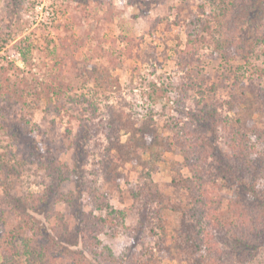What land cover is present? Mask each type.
Returning a JSON list of instances; mask_svg holds the SVG:
<instances>
[{
	"label": "rangeland",
	"instance_id": "374dc122",
	"mask_svg": "<svg viewBox=\"0 0 264 264\" xmlns=\"http://www.w3.org/2000/svg\"><path fill=\"white\" fill-rule=\"evenodd\" d=\"M199 3L0 0V157L20 162L19 175L12 176L8 183L9 196L3 197L6 190L0 186V210L5 216L16 205L29 209L35 220L57 237L60 227L54 229L56 219L47 220L45 210L37 212L15 198L41 192L44 186L39 183L44 179L54 181L45 165L58 164L70 174L60 178L58 187L69 195V200L57 204L66 215L64 232L57 240L60 254H82L92 264L98 263L82 239L85 234L75 211L77 205L88 212H104L93 205V194L87 188L94 186L98 194L106 193L102 204L108 200L116 209L127 212L124 226L99 235L120 259L134 247L143 249L141 239L148 230L140 226V220L149 203L136 201L132 189L144 179H149L158 193L151 205L161 215L152 219L157 230L149 234L155 237L148 235V244H156L160 237L171 244L180 237L181 225L192 223V228L196 224L209 228L207 237L214 248L234 251L236 242L222 234L216 224L221 218L218 207L225 210L229 198L237 194L242 195L243 205L264 221V201L241 185L247 181L244 178L251 166L248 161L232 162L226 155L230 149L225 132L211 112L217 107L219 114L226 113L220 103L228 98L237 78L243 84L254 83L264 94V42L249 53L228 45L231 29L218 24L209 4L202 11ZM196 16L202 17L215 36L207 33L206 40L212 42L193 43V54H186L188 23ZM247 28L250 34L264 33V25ZM109 106L129 112L135 108L139 123L151 115L161 137L174 138L179 128L190 125L189 140L196 141V149L191 151L203 157L204 164L192 170L179 149L163 152L156 147L155 153L161 156L151 176L146 175L147 167L131 161L108 175L100 158L111 146ZM206 115L210 121L202 118ZM129 135L122 130L121 141L127 142ZM261 146L257 145L259 149ZM144 158L146 161L151 156L148 153ZM235 162L241 171L234 168ZM109 180L117 184L110 187ZM202 180L207 181V188L200 190L197 181ZM2 224L0 221V230H8ZM35 239L31 242L39 245ZM237 249L247 264H264V242L243 249L238 245ZM155 253L159 258L156 264H188L190 256L189 251H176L173 256L158 250ZM239 257L234 253L232 260Z\"/></svg>",
	"mask_w": 264,
	"mask_h": 264
},
{
	"label": "trees",
	"instance_id": "16d2710c",
	"mask_svg": "<svg viewBox=\"0 0 264 264\" xmlns=\"http://www.w3.org/2000/svg\"><path fill=\"white\" fill-rule=\"evenodd\" d=\"M207 4L211 6L214 11L213 14L219 20L218 24L222 28L231 29L232 34L228 39V45L236 47L239 51L249 53L253 52L261 42H264V33L257 35L253 32L250 34L247 31L248 25L255 28L264 25V0H200L199 6L202 11H205ZM196 17L197 19L192 20L190 24L188 23L187 43L189 45L185 50L186 54H193L194 51H191L194 46L193 43L207 41V33L215 36V31H209L210 27L202 17ZM244 31H247L245 36H243ZM207 42L211 43L212 41L208 40ZM21 54L25 55V52L22 51ZM182 54L178 53L179 56ZM23 58H26V56H23ZM236 80L233 82L228 98L220 103L226 113L219 114L217 107L211 112L214 120H218L225 132L226 142L230 149L226 151V155L230 156L232 162L235 160L248 161V165L251 166L248 169V175L244 178H247V181L241 184L242 188L260 201H264V94L260 87L254 86V83L243 84L240 78ZM2 81L0 77V83ZM185 83H182V86ZM189 87L192 88L193 84L190 83ZM109 109L107 125L109 129L113 130L109 135L111 146L102 153L100 158V162L105 169L104 172L108 175L119 168L120 165L131 161L133 164H142L147 167L146 175L151 176L152 170L157 169L156 162L161 156L155 153L156 147L158 149L162 148L163 152L179 149L178 151L183 152L187 157L189 168L199 167L201 162L204 164L201 160L203 157L196 156L191 151L196 149L194 147L196 141L189 140L190 125L185 126L184 129L183 127L179 128L181 131H177L174 138L168 135L161 137L157 133L151 115H146L148 120L143 119L139 123L140 116L135 108L133 112H129L122 107L109 106ZM132 116L137 119H132ZM202 118L209 120L207 115ZM198 119H201V116H198ZM122 130L130 133L127 142L121 141L120 132ZM259 144L262 145L260 149L257 147ZM30 147L34 148V145H30ZM148 153L151 158L145 161L144 156ZM38 161L41 164L44 162L41 159H38ZM59 166L58 164L45 165L48 169V175L51 178L53 177L54 181L44 179L43 182L39 183L44 186L41 192L21 196L18 199L15 198L19 202L22 201L35 207L34 210H38L37 212L43 213L45 210L47 220L56 219L57 226L54 229L57 230V227H60L58 229L59 234L56 232L58 236L49 234L40 225V222L35 220L29 209H20L15 204L14 210L7 212V216L0 210V221L4 223V225L2 224L3 227L6 226V229H8L0 230V256L2 259L0 264H92L82 254H68V252H64L63 255L60 254L62 251H60L61 247L58 245L57 240L60 238V234L62 235L64 232L62 227L66 225V215L58 209L57 204L69 200V195L59 191L58 187L62 181L60 178L62 176L69 177L70 174L69 171L63 172L61 166ZM233 166L241 171L236 162ZM19 173L20 162L16 163L11 159L0 157V186H3L6 190L5 196L2 194L3 197L9 196V191L7 193L9 180L12 176L19 175ZM239 174L241 177L243 176L241 172ZM148 180H142L139 185H136L135 189H132L136 201L144 200L149 203V207L143 210V214H145L143 220H140V226L148 230V232L145 230V239H141L143 249L134 247L126 252L122 259L115 254L114 250L105 241L100 239L99 235L110 233V231L115 232L117 228L124 226L127 212L124 209H116L108 200L104 202L105 205L102 204L106 198V193L103 195L98 194L97 187L87 188L86 186L93 194V205L104 212L99 214L95 211L88 212L76 205L75 213L81 221V230L85 234L82 239L89 244L88 251L91 252L90 254L98 264H156L159 259L155 253L156 250L169 256H173L176 251H189L188 264H247L246 260L241 256L239 257V253H237L238 245L240 249H243L253 247L257 242H264L259 236L263 235L262 238L264 239V221H262L261 215L256 212L251 213L240 200L242 195L237 194L235 197L229 198L225 210H221L220 206L218 207L221 218L216 224L217 228L222 230V234L224 233L234 239L237 244V246H232L234 251L214 248L207 237L209 228L201 227L199 224L193 225L192 228V223L187 226L182 224L180 237L176 238L171 244H167L163 237L157 239L156 244H148L149 242H146L148 237H155V235H149L150 232L155 234V230H157L156 222H153L152 219L161 216L160 213L154 211L155 209L151 205V200L155 199L158 193L154 192ZM187 180L195 183L189 177H187ZM202 181L204 182L197 181L200 190L207 188V181ZM109 182H111L108 183L110 187L117 184V181L112 182V180H109ZM82 186L84 187V185ZM188 186L191 187L189 183ZM191 194L194 195L195 193L191 192ZM2 196L0 193V201L3 199ZM219 201L221 202V200ZM17 210L18 212L14 213ZM150 221L152 222L149 223ZM159 222L161 224L163 220ZM33 239H35V243L39 241V245L33 244L31 242ZM234 253L235 256L239 257L238 261L232 260Z\"/></svg>",
	"mask_w": 264,
	"mask_h": 264
},
{
	"label": "built area",
	"instance_id": "2783aa9c",
	"mask_svg": "<svg viewBox=\"0 0 264 264\" xmlns=\"http://www.w3.org/2000/svg\"><path fill=\"white\" fill-rule=\"evenodd\" d=\"M19 55H20V53H19Z\"/></svg>",
	"mask_w": 264,
	"mask_h": 264
}]
</instances>
